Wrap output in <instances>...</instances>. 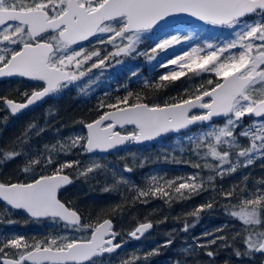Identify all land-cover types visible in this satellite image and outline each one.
Instances as JSON below:
<instances>
[{
    "label": "snow or ice",
    "instance_id": "snow-or-ice-1",
    "mask_svg": "<svg viewBox=\"0 0 264 264\" xmlns=\"http://www.w3.org/2000/svg\"><path fill=\"white\" fill-rule=\"evenodd\" d=\"M180 16L227 28L232 38L191 46V35L177 32L158 37L151 48H139L149 33L168 28ZM249 16L255 19H246ZM86 41L90 47L83 46ZM182 44H189V48L176 54L175 46ZM170 49L172 59L167 58ZM161 54L163 61L159 60ZM140 56H146L154 69L173 66L159 76L157 88L187 73H192V78L205 73L213 74V78L186 98L163 105L144 102L139 95L133 103L129 99L132 93L114 102L101 101L96 119L80 121V133L51 148L45 145L35 154L25 151V146L32 133L41 135L47 128L29 123L12 147L0 152V164L5 165L24 156L19 172L26 177L0 180V203L5 211L22 210L30 220H47L55 229L33 243L18 234L0 239V264H105L106 254L107 264H113V254L127 241L116 242L120 233L110 217L84 222L71 202L66 204L59 198L60 191L74 183L66 169H74L77 178L87 181L97 173H107V165L101 163L105 157L97 153L107 154L129 142L153 141L172 133L177 134L172 151L188 154L189 159L178 160L167 153L165 158L207 169L206 177L198 171L159 183L160 174H150L148 189L143 190L128 176L112 170V177L119 175V180L103 191L132 185L137 192L134 200L148 203L150 196L165 197L168 203L174 198L168 189L174 190L175 198L184 200L200 195L208 190L206 185H211L214 194L189 215L198 223L200 214L213 210L222 197L225 213L241 221L243 227L229 236L221 225L215 231L193 236L191 243L182 240L171 264H200L196 257L201 250L213 264L218 254L213 246L217 245L231 247L237 258L264 256V181L249 190L250 173H246L244 187L238 193L235 185L228 190L215 188L217 177L223 179L258 160L264 161V0H0V78L36 82L22 102L0 97L4 109L13 116L72 87L87 95L100 79L94 69L102 74L107 68L124 64L121 57ZM129 71L130 79L139 76V69ZM85 80V86L80 87ZM143 82L152 83L147 79ZM246 117L251 118L247 125L243 124ZM215 118H223V125L216 124ZM193 126L201 129L198 134L179 135L190 133ZM241 138L248 140L247 146L241 144ZM73 150H79L78 156H88L90 162L59 159ZM132 158L136 159L135 153ZM134 170L125 165L122 172L130 174ZM234 199L238 203H233ZM161 222H167V217ZM8 223L15 221L9 219ZM154 226L151 222L140 223L128 236L139 240ZM193 227L195 223L185 222L181 228L165 232V239L142 260L136 257L121 264H150L151 257L176 243L178 232L187 233ZM238 239L245 245L244 251L235 246Z\"/></svg>",
    "mask_w": 264,
    "mask_h": 264
},
{
    "label": "trees",
    "instance_id": "trees-1",
    "mask_svg": "<svg viewBox=\"0 0 264 264\" xmlns=\"http://www.w3.org/2000/svg\"><path fill=\"white\" fill-rule=\"evenodd\" d=\"M253 17V16H251ZM224 27H219V32L216 35V39L222 38L223 34L231 37V30L224 31ZM155 34H160L155 30ZM161 35V34H160ZM161 35L159 37H162ZM158 38V37H157ZM149 39L147 45L152 44L157 39ZM87 43V42H86ZM142 58V57H140ZM172 66L168 68L156 67L146 63L139 69V76L130 79V76L125 74L119 79L111 81V84L105 85L102 88L94 91H88L87 95L80 93L79 89H76L77 94H74L73 90H65L64 94H58L49 98L46 103L29 109L19 115H11L8 110H4L2 102H0V152L12 147L13 142L19 137L25 130L29 123H35L38 127L47 128L41 135L31 134V139L28 145L25 146V151L33 154L38 151H42L44 146L49 148L58 142L68 140L70 135L80 133L83 130V125L80 121L90 122L97 118L100 114L98 112V104L101 101L114 102L117 97L130 96L131 102H136V96L139 95L144 102L147 103H159L163 105L167 102H174L180 98H186L189 92H194L199 85L207 84L208 79H212L213 75L205 73L201 77L192 78V73H187L186 76L180 78L177 81L163 82L165 87L157 88L155 85L161 83L159 76L166 74ZM150 80L151 84H145L143 81ZM3 89L0 91V97H12L16 101H22L25 94H29L28 90L22 82H18L17 87L22 89L21 95H18L11 90H8L6 84L0 85ZM84 87V86H83ZM3 107V108H2ZM251 118L246 117L243 124L247 125ZM223 121L217 122L220 125ZM200 128H194L191 132L195 133ZM172 138L164 139L160 143L172 142ZM70 143V141H69ZM158 144L152 146H139L131 148L130 151L136 154V159L128 161V157H116L115 153L105 155L106 157L101 161L102 164L107 165V173H97L93 178H89L85 181L84 178H77L74 169H66V172L74 178V183L66 188L61 194V199L70 206L73 207L83 217L84 222H95L99 217L101 220L104 218H111L114 222L115 230L120 233V237L125 236L134 227L141 222H152L155 226V230L150 237L138 246H132L129 244L126 249L120 250L117 253V257L114 264H121L122 261L127 259H134L136 257L143 259L145 254L160 244L165 239L164 233L172 229H179L187 222L189 224L195 223V227L191 228L187 233L178 232L176 234V243L171 248L162 249L161 254L150 258V264H171L172 260L177 255V249L179 248L181 241L186 240L189 243L192 241L193 236H199L205 231H215L219 226L224 225V233L231 236L237 230L243 227L242 222L236 218L230 217L225 213L223 209L222 197L218 199L217 206L209 211L205 210L200 214L199 222H196L195 217L189 215L194 212L196 207L207 202L209 198L214 194L211 185H206L207 191L202 192L200 195L193 196L190 199L180 200L175 198L174 190L168 189L173 195V199L168 203H165L167 198L159 197L148 198L150 202L143 203L140 200H134L137 192L133 190L132 185H120L114 191H103L105 186H111L119 180L117 177H112L111 171L115 170L119 174L128 176L135 185L139 186V189L147 190L150 184V174H160L157 177L159 183H164L167 180H176L177 178H186L188 174L194 172H200L203 176H207V169H196L185 163H173L172 160L165 158V153L171 156H175L176 159L184 160L189 159L188 154H181L179 152H162L159 150ZM241 144L246 146L248 140L241 138ZM18 147V146H17ZM174 148V147H173ZM19 150V147H18ZM79 150H73L71 155H61L60 160H76L79 159L85 164H88L89 157L78 156ZM163 154V155H162ZM194 160L195 157H192ZM209 162L211 157L207 158ZM25 157L11 161L9 163L0 164V180H6L11 177L15 179H25L20 174L19 169L24 166ZM143 163V166H141ZM203 163V161H201ZM215 163V162H213ZM128 165L135 170L128 174L123 173L122 169ZM264 161H256L253 166L238 170L236 173L225 176L223 179L217 177L215 180V188L220 189L223 186L224 190L236 186L237 193L240 188L244 187L243 176L246 173H250L247 187L249 190H253V186L260 181H264ZM39 171V169L37 170ZM146 177L148 179H146ZM233 203H238L237 200H233ZM112 209H116L113 213ZM236 210H239L237 207ZM0 212L2 219V230L0 237H11L12 235H23L28 239L29 243H33L34 239H43L41 234L34 230L35 224H32L24 213L20 211H5L4 205L0 203ZM167 217V222H161ZM11 219L15 223H8ZM163 224V225H161ZM241 225V226H239ZM162 227L160 229V227ZM53 230H49L48 233ZM246 234V233H245ZM237 248L241 251L245 250V245L241 240L236 241ZM213 250H218V254L213 261V264H225V261H229L230 264H264V256L259 254L254 259L248 257L237 258L233 255V249L231 247L213 246ZM200 261V264H209V258L204 255V251L201 250L199 256L196 257Z\"/></svg>",
    "mask_w": 264,
    "mask_h": 264
},
{
    "label": "rangeland",
    "instance_id": "rangeland-1",
    "mask_svg": "<svg viewBox=\"0 0 264 264\" xmlns=\"http://www.w3.org/2000/svg\"><path fill=\"white\" fill-rule=\"evenodd\" d=\"M247 19L253 20V19H255V17H250V18H247ZM227 30H229V29H227V28L224 29V31H227ZM155 32L156 31H154L153 33H149L147 35V39L144 40V42L139 45V48L141 50H143L145 48H151L153 46L152 44H150V45H147L146 44L147 41H149V39H153V37H156L157 38V37H159L161 35H165V34H176L177 32H179L182 35H191V40L189 42V44L191 46L203 45L205 43H213V44H216V43H219V42L223 41L225 38H227V36L225 34H223L222 38L219 39V40H217L216 39V35L219 32V27H217V26H211V25H206L204 23L190 24V25H187V26H184L182 24L173 25V26L168 27L167 29L159 30L158 32L161 35L158 34V33L155 34ZM231 38L232 37H229V39H231ZM94 43H95V40L93 38V44ZM189 44L176 45L175 46V53L176 54H182V50L183 49H188L189 48ZM83 46H85L86 48L87 47H90L89 42L84 43ZM108 47H109V50H110L111 49V46H108ZM140 57H142V58H140ZM140 57L139 58H134V59L133 58L121 57L120 59H123L125 61L124 64H122L120 66H116V67L107 68V69L103 70L102 74H101L100 70H95L94 69L93 70L94 73L97 76H99L100 79L98 80V82L94 86H92L90 88V91H94L96 89L102 88L105 85H109V84H111V81H114L115 79H119L124 74H125V76H130V71H129L130 69L136 70V69H140L142 66H145V64L148 63L147 62V57L146 56H140ZM167 58L168 59L174 58L171 49L169 50V53H168V57ZM159 60L160 61H163L164 60L163 54L160 55ZM155 63H157V62L156 61H153V64H155ZM184 71H186V69ZM86 83H87V81L85 80L83 83L80 84V87L85 86ZM223 123H224V121L222 122V124H220V126H222ZM200 130L201 129H199L195 133L198 134ZM191 133L192 132L186 133V134H191ZM186 134H183V135H186ZM183 135H181V136H183ZM176 140H177V136L176 137H173L172 142H166V141H164L162 143H159L157 148L159 150H161L163 153L166 152V151L171 152L172 149H173V147L175 146ZM247 145L248 144H246V146ZM115 154H116L115 155L116 157H126L127 156L128 157V161L129 162L132 161V154L133 153L130 150H127V151H124V152H116ZM99 156H101V155H99ZM102 157H106V156L104 155ZM161 225H163V224H161ZM239 226H241V225H239ZM161 228L162 227H160V229ZM149 237L150 236H148L146 239H148ZM140 245H135V247H138ZM117 257H119V256H117ZM105 264H107V263L105 262Z\"/></svg>",
    "mask_w": 264,
    "mask_h": 264
},
{
    "label": "flooded vegetation",
    "instance_id": "flooded-vegetation-1",
    "mask_svg": "<svg viewBox=\"0 0 264 264\" xmlns=\"http://www.w3.org/2000/svg\"><path fill=\"white\" fill-rule=\"evenodd\" d=\"M83 44L84 43H86V42H82ZM22 82V84L24 85V86H26L27 87V89L29 90L30 89V91H28V92H30L31 93V91L33 90V88L35 87V84H36V82H30V81H26V80H24V79H22V78H14V79H10V80H4V81H0V85H3V84H6L7 86H8V90H11L12 92H15V93H17L18 95H21V93H22V91H20V90H22V89H19L18 87H17V85H18V82ZM3 88L0 86V91L2 90ZM71 90H73V92H75L74 94H77V92H76V87H72V88H70ZM65 90H62L60 93H57V94H53L52 96H55V95H58V94H64L63 92H64ZM29 93V94H30ZM52 96H50V97H52ZM50 97H47L46 98V100H45V102L44 103H46V101L47 100H49V98ZM6 98H9V99H12V100H14V98H12L11 96L10 97H6ZM24 100V99H23ZM22 100V101H23ZM14 101H16V99L14 100ZM22 101H20V102H22ZM44 103H42V104H44ZM41 105V104H40ZM39 106V105H38ZM3 108V107H2ZM3 110V109H2ZM2 110H0V117H2L1 116V112H2ZM5 110V109H4ZM9 111V110H8ZM10 112V111H9ZM127 130H131V127H127ZM120 131H125V130H121L120 129ZM135 148V147H134ZM127 150H130V149H124V150H118V151H115V152H111V153H109V154H103V155H101V156H104V155H110V154H113V153H116V152H124V151H127ZM97 156H99V155H97ZM88 157V156H87ZM73 180H74V178H72ZM73 184V183H72ZM71 184V185H72ZM71 185H68V186H66V188H68V187H70ZM66 188H64V189H62L61 191H60V193H59V198L61 199V193L66 189ZM62 200V199H61ZM63 201V200H62ZM64 202V201H63ZM13 211H20V212H22V213H24L23 211H21V210H13ZM25 215H26V213H24ZM0 216H1V212H0ZM27 216V215H26ZM28 217V216H27ZM32 224L34 225L35 224V227H34V230L37 232V233H39V234H41V236L43 237L45 234H47L48 233V231L49 230H54L55 229V226L52 224V223H50L49 221H47V220H44V221H32ZM136 227V226H135ZM134 227V228H135ZM1 230H2V219H1V217H0V234H1ZM131 231H133V229L131 230ZM130 231V232H131ZM129 233V232H128ZM128 233L125 235V236H123V237H118L117 238V241L116 242H120L121 240H125V241H127V243H128V246H129V244L130 245H132V246H135V245H140V244H142L143 242H144V240L148 237V236H150L151 234H149V235H147V236H145L144 238H142L141 240H138V241H134L133 239H131L129 236H128ZM0 239H1V237H0ZM118 253V252H117ZM117 253H114L113 254V257H112V259H113V264H114V262H115V260H116V255H117ZM105 262L107 263V255H106V257H105Z\"/></svg>",
    "mask_w": 264,
    "mask_h": 264
},
{
    "label": "water",
    "instance_id": "water-1",
    "mask_svg": "<svg viewBox=\"0 0 264 264\" xmlns=\"http://www.w3.org/2000/svg\"><path fill=\"white\" fill-rule=\"evenodd\" d=\"M179 23H186V24H190V23H203V22H200V21H196L194 18H190V17H187V16H180V17H178L175 21H172V22H170V26L171 25H175V24H179ZM11 78H16V77H11ZM11 78H0V81H4V80H7V79H11ZM26 80H28L27 78H25ZM30 81V80H29ZM46 99V98H45ZM44 99V100H45ZM43 100V101H44ZM43 101H41V102H43ZM41 102H38L37 104H39V103H41ZM37 104H35V105H37ZM34 106V105H33ZM30 107H32V106H30ZM29 107V108H30ZM26 110V109H25ZM24 111V110H23ZM223 118H215V120H214V122H216V121H220V120H222ZM193 127H197V126H193ZM192 127V128H193ZM173 135H176V134H174V133H172V134H167V135H165V136H163V137H161V138H157V139H155V140H153V141H145V142H142V143H135V142H129V143H127L125 146H120V147H118L116 150H118V149H124V148H127V147H130V146H136V145H141V144H152V143H155V142H159V141H161V140H163V139H166V138H169V137H171V136H173ZM111 152H114V150L113 151H110L109 153H111ZM109 153H107V154H109ZM98 155H100L99 153H97ZM22 211V210H21ZM147 222H150V221H147ZM141 223H145V222H141ZM140 224V223H139ZM139 224H137L136 225V227L139 225ZM135 229V228H134ZM133 229V230H134ZM152 230V229H151ZM151 230H149L146 234H148ZM145 234V235H146ZM133 239H135V238H133ZM135 240H137V239H135ZM125 245V244H124Z\"/></svg>",
    "mask_w": 264,
    "mask_h": 264
},
{
    "label": "bare ground",
    "instance_id": "bare-ground-1",
    "mask_svg": "<svg viewBox=\"0 0 264 264\" xmlns=\"http://www.w3.org/2000/svg\"><path fill=\"white\" fill-rule=\"evenodd\" d=\"M250 17H251V16L246 17V19H247V18H250ZM179 24H182V25H184V26H187V25H190V24H199V23H190V24L179 23ZM175 25H178V24H175ZM171 26H173V25H171ZM169 27H170V26H169ZM164 29H167V28H164ZM164 29H163V30H164ZM156 30H162V29H156ZM16 78H20V77H16ZM11 79H14V78H11ZM22 79L26 80L25 78H22ZM7 80H10V79H7ZM26 81H29V80H26ZM30 82H33V81H30ZM45 100H46V99H45ZM45 100H44L43 102L37 104V105H34V106H32V107H30V108H28V109L22 111L21 113H23V112H25V111H27V110H29V109H32V108H34V107H36V106H38V105L44 103ZM16 102H20V101H16ZM9 111H10V110H9ZM21 113H19V114H21ZM19 114H17V115H19ZM15 116H16V115H15ZM220 121H223V119L220 120ZM220 121H216L215 123L220 122ZM90 122H91V121H90ZM127 127H131V126H127ZM194 128H199V127H193V128H191V131H192ZM118 130H120V129H118ZM191 131H190V132H191ZM183 134H186V133H185V132H182V133H180L179 135H183ZM176 136H177V134L171 136L170 138H172V137H176ZM166 139H167V138H166ZM163 140H164V139H163ZM163 140H161V141H163ZM157 143H160V141H159V142L157 141V142L152 143V144H141V145H136V146H130V147H127V148H128V149H131V148L134 149V147L136 148V147H139V146H152V145L157 144ZM127 148H124V149H127ZM124 149H118V150H124ZM118 150H114V152H115V151H118ZM96 155H98V154H96ZM100 155H103V154H100ZM70 178H72V177L70 176ZM151 223H152V222H151ZM154 230H155V228L153 227L152 230H151L148 234L144 235L142 238H144L145 236H147V235H149V234H152ZM142 238H141V239H142ZM131 239H133V238H131ZM141 239H139V240H141ZM133 240H134V241H138V240H135V239H133ZM127 246H128V243H125L124 247L121 248V249H119V250H117V252H119L120 250L126 249ZM117 252H116V253H117ZM106 255H107V254H106Z\"/></svg>",
    "mask_w": 264,
    "mask_h": 264
}]
</instances>
